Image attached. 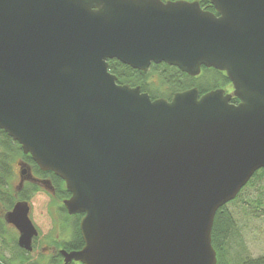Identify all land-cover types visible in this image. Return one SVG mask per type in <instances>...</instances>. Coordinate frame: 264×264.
Masks as SVG:
<instances>
[{
  "label": "water",
  "instance_id": "water-1",
  "mask_svg": "<svg viewBox=\"0 0 264 264\" xmlns=\"http://www.w3.org/2000/svg\"><path fill=\"white\" fill-rule=\"evenodd\" d=\"M208 1L0 0V129L82 214L63 264H217L215 213L264 169V0ZM110 59L213 68L232 90L151 98ZM29 211L5 214L28 252Z\"/></svg>",
  "mask_w": 264,
  "mask_h": 264
},
{
  "label": "rangeland",
  "instance_id": "rangeland-1",
  "mask_svg": "<svg viewBox=\"0 0 264 264\" xmlns=\"http://www.w3.org/2000/svg\"><path fill=\"white\" fill-rule=\"evenodd\" d=\"M207 77V74H203L199 81H205ZM155 78L153 77V79ZM153 82L155 83L154 80ZM160 89L164 91L166 88L160 87ZM224 89L226 92H231L232 87L228 85ZM22 157V152L15 154L10 162L12 166L10 167V176L6 180V187L0 189L1 264H19V250L16 242L18 233L12 225L5 222L4 214L16 201L19 178L15 163ZM262 185L264 186V180L256 183L254 187H246L235 202L228 203L226 206L236 221V233L229 239L227 253V258L232 263L239 256L264 255V210L259 209L256 212L254 209V206L257 205L255 200L263 197ZM61 190L64 191V189ZM29 202L31 205L30 219L38 231V236L34 240L33 249L28 252V262L51 264L56 251L61 248L59 244L71 239L75 218L62 211L61 198H53L43 188H38L34 193H31ZM57 264H63L62 260Z\"/></svg>",
  "mask_w": 264,
  "mask_h": 264
},
{
  "label": "trees",
  "instance_id": "trees-1",
  "mask_svg": "<svg viewBox=\"0 0 264 264\" xmlns=\"http://www.w3.org/2000/svg\"><path fill=\"white\" fill-rule=\"evenodd\" d=\"M203 9L215 11L213 6L208 0H198ZM109 71L116 75L119 83H127L131 86H140L141 90L147 92L151 98L164 97L169 99L175 92L184 90L190 87H197L200 93L207 90L226 87L230 84L225 74L213 68H206L202 66L201 72L197 76H189L188 74L180 71L176 66H170L165 63L151 64L146 71H140L133 69L130 66L121 63L116 59L108 60ZM203 74H207L208 77L204 81H199ZM153 77H156L153 79ZM155 81V83L153 82ZM160 87H165L163 91ZM233 102H237L236 98H232ZM0 146L2 151L0 152V189L6 187V180L10 176V162L17 152H20L19 144L12 140L3 130L0 129ZM22 156L29 161L31 157L29 155ZM58 180L61 178L56 176ZM264 180V169L257 170L252 177L249 179L247 184L240 190L237 196L229 201L228 203L235 202L242 191L248 186H255L256 183ZM263 186V185H262ZM262 199H256L257 205L254 206L256 212L259 209L264 210V186L262 187ZM36 191V188H34ZM69 192L64 190L61 192V198L67 197ZM227 203V204H228ZM227 204L221 206L215 213L212 231H211V242L216 252L217 264H264V255L258 256H239L235 262H230L227 258L229 249L230 238L236 233V221L227 209ZM63 212L69 215L65 208H61ZM255 212V213H256ZM75 218L73 222L72 237L69 241L63 242L60 245L61 248L70 251L79 249L83 245V240L79 231L78 223L82 214L69 215ZM35 240V239H34ZM34 243V242H33ZM19 264H38L35 261L28 262V251L19 248L17 246ZM61 259V254L56 251L51 264H57ZM1 264V262H0ZM69 264H81L79 262L72 261Z\"/></svg>",
  "mask_w": 264,
  "mask_h": 264
},
{
  "label": "flooded vegetation",
  "instance_id": "flooded-vegetation-1",
  "mask_svg": "<svg viewBox=\"0 0 264 264\" xmlns=\"http://www.w3.org/2000/svg\"><path fill=\"white\" fill-rule=\"evenodd\" d=\"M201 70H202V68H201ZM224 88H226V87H224ZM225 91H226V89H225ZM20 150H21V147H20ZM21 152H22V150H21ZM24 155H26V154H24ZM15 165L17 167V174H18L19 181H18V188L16 190V201L12 204L11 208L13 207V205L17 201H27L29 204V208L31 210L29 198H30V194L34 193V191H35L34 188H36V189L43 188V189L47 190V192L53 198H56V199L61 198L60 197L61 192H63L61 189L66 190L65 184H64L62 179H61V181L58 180L56 175L53 172L42 171L34 163L33 160L29 161L28 159L22 157L20 160L16 161ZM11 166H12V163H10V167ZM22 170H24V171L26 170V173H22ZM67 197H69V195ZM67 197L61 198V201H63ZM11 208H9V210H11ZM9 210H7V211H9ZM5 214H4V220H5ZM29 217H30V211H29ZM5 222L7 223L6 220H5ZM17 233H18V231H17ZM17 237H18V235H17ZM35 238H37V236ZM34 239H33V242H34ZM60 249H62V248H60ZM60 249H58L57 251L59 252ZM61 260L63 263V257L62 256H61Z\"/></svg>",
  "mask_w": 264,
  "mask_h": 264
}]
</instances>
